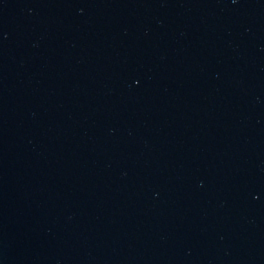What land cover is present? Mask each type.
Instances as JSON below:
<instances>
[{
    "label": "water",
    "instance_id": "water-1",
    "mask_svg": "<svg viewBox=\"0 0 264 264\" xmlns=\"http://www.w3.org/2000/svg\"><path fill=\"white\" fill-rule=\"evenodd\" d=\"M0 264H264V0H0Z\"/></svg>",
    "mask_w": 264,
    "mask_h": 264
}]
</instances>
